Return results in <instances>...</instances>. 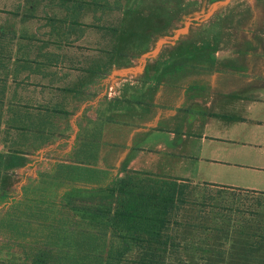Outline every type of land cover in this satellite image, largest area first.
<instances>
[{
    "label": "crops",
    "instance_id": "obj_1",
    "mask_svg": "<svg viewBox=\"0 0 264 264\" xmlns=\"http://www.w3.org/2000/svg\"><path fill=\"white\" fill-rule=\"evenodd\" d=\"M76 14L86 17L84 11ZM0 16L1 151L12 143L37 145L41 129L42 143L26 154L28 161L73 128L69 137L75 140L60 163L264 193V17L263 41L256 44L262 52L253 57L216 52L204 76H174L157 84L140 83L136 72L112 77L108 108L93 115L79 110L71 118L101 78L88 81L84 68L81 77L70 76L80 61L70 49H81L74 40L83 37L84 24L70 25L71 12L61 0H1ZM100 103L101 98L94 107ZM86 123L93 130L84 136ZM47 131L53 132L48 141Z\"/></svg>",
    "mask_w": 264,
    "mask_h": 264
},
{
    "label": "rangeland",
    "instance_id": "obj_2",
    "mask_svg": "<svg viewBox=\"0 0 264 264\" xmlns=\"http://www.w3.org/2000/svg\"><path fill=\"white\" fill-rule=\"evenodd\" d=\"M95 3L98 6L89 9L94 14L88 11L80 21L119 25L124 31L119 36L120 53L112 69L96 82L92 98L73 108L71 118L79 110H82L79 115H93V110L99 113L108 108V79L115 70L143 66L136 71L137 81L148 79L157 84L173 81L174 76H204L209 59L216 52L219 55L239 52L245 58L262 52L256 44L263 41L260 29L264 0H95ZM84 26L80 27L85 29L83 37L74 40L82 45L81 49H70L75 59L80 58L78 64H72L78 71H71V78L81 77L82 69L96 56L103 55L110 44L106 31ZM159 40L162 41L159 50L144 62L142 55ZM99 98L102 103L94 107ZM82 123L83 126L85 121ZM73 130L68 129L64 137L32 152L25 165L15 169L1 164L4 157L0 145V264H77L71 256L79 258V252H66L61 245L55 251L41 248L57 236L62 241L66 230L81 225L61 207L62 196L80 189L71 195L75 203L79 205L80 199H87L96 205L100 195L108 194L95 189L122 177L125 171H76L59 166L58 161L66 159L69 153ZM92 130L93 124L86 123L80 134ZM189 181L187 203L180 213L195 226L181 229V264H257L264 250L243 255L240 247L264 238V193ZM246 255L254 258L245 262ZM127 258L120 264H136L132 261L136 256Z\"/></svg>",
    "mask_w": 264,
    "mask_h": 264
},
{
    "label": "trees",
    "instance_id": "obj_3",
    "mask_svg": "<svg viewBox=\"0 0 264 264\" xmlns=\"http://www.w3.org/2000/svg\"><path fill=\"white\" fill-rule=\"evenodd\" d=\"M61 1L71 12V26L88 24L106 31L109 36L110 44L104 54L91 60V64L84 70V77L88 81L94 76L104 77L111 70L120 53L119 36L124 31L117 24L94 25V21L90 24L80 21L82 16H78L76 12L80 14L84 11L87 16L89 11L88 14L93 15L94 12H90L89 9L98 6L95 0ZM80 86H83V82ZM7 125L11 127L9 122ZM11 128L19 132L27 131L25 126ZM39 128H41L40 124ZM8 132L6 129L5 134ZM42 132L43 130H38L37 145L29 147L12 143L5 151H1V157H4L1 164L4 163V168L15 169L25 165L26 154L41 145ZM52 133L47 131L49 135L44 139L50 140ZM59 164L61 167L66 166L76 171L97 169L86 165ZM189 183V179L186 178L161 176L140 170H125L122 177H115L105 186L95 189L108 194L100 195L99 203L96 205H91L87 199H80L82 203L78 205L71 195L80 189L68 191L62 196L61 207L66 210L70 218L81 225L66 230L62 241L57 236L41 248L55 251L61 245L66 252H79L81 255L79 258L75 254L71 256L73 262L77 264H120L127 261V257L130 256H136V260H132L136 264H181L183 262L181 229L195 226L193 221H189V217H184L180 213L187 203ZM261 249L264 250V238L259 243H244L240 247L243 255ZM245 258L247 262L254 257L247 258L246 255ZM257 260V264H264V254Z\"/></svg>",
    "mask_w": 264,
    "mask_h": 264
},
{
    "label": "water",
    "instance_id": "obj_4",
    "mask_svg": "<svg viewBox=\"0 0 264 264\" xmlns=\"http://www.w3.org/2000/svg\"><path fill=\"white\" fill-rule=\"evenodd\" d=\"M161 42H162V41L159 40V41L157 42V44L155 45V47H154L152 50L147 51V52H145V53L142 55L141 59L145 62V60H146L150 55L155 54V53L159 50V47H160ZM140 67H143V66H139V67H137V66H130V67H126V68H124V69H122V70H115V71H113V72L111 73V75H110L109 77H110V78L113 77L114 74H122V75H125V74H129V73H134V72H136Z\"/></svg>",
    "mask_w": 264,
    "mask_h": 264
}]
</instances>
